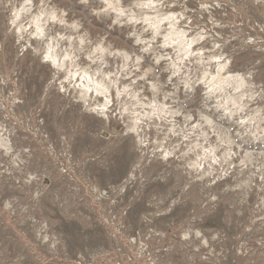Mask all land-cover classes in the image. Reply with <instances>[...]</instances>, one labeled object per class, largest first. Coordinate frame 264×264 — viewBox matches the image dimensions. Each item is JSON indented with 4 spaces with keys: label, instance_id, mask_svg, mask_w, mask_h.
<instances>
[{
    "label": "rangeland",
    "instance_id": "1",
    "mask_svg": "<svg viewBox=\"0 0 264 264\" xmlns=\"http://www.w3.org/2000/svg\"><path fill=\"white\" fill-rule=\"evenodd\" d=\"M0 264H264V0H0Z\"/></svg>",
    "mask_w": 264,
    "mask_h": 264
}]
</instances>
